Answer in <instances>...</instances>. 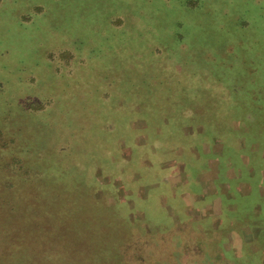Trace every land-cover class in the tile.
Here are the masks:
<instances>
[{"label": "rangeland", "instance_id": "1", "mask_svg": "<svg viewBox=\"0 0 264 264\" xmlns=\"http://www.w3.org/2000/svg\"><path fill=\"white\" fill-rule=\"evenodd\" d=\"M260 124L264 0H0V264H264Z\"/></svg>", "mask_w": 264, "mask_h": 264}, {"label": "trees", "instance_id": "2", "mask_svg": "<svg viewBox=\"0 0 264 264\" xmlns=\"http://www.w3.org/2000/svg\"><path fill=\"white\" fill-rule=\"evenodd\" d=\"M104 37H110L107 33L106 34H104L103 35ZM84 42V41H83ZM83 47H84V45H83ZM93 48V47H92ZM92 48H88V49H86V51L88 52L90 49L91 50H93ZM96 48V47H95ZM85 49V48H84ZM91 50H90V52H91ZM110 50V49H109ZM130 128H132L133 130H134V127H132V125L130 126ZM258 131L260 132V137L259 138H257V137H254L253 138V140H255L256 142H258L259 143V147H258V149H260V152H264V124L262 125V124H260V127H259V129H258ZM135 132V131H134ZM154 132H158L157 130H155ZM235 133H238V132H236L235 131ZM146 134V136H147V138H148V141H149V146L147 147V148H145V149H143V148H137L136 150H135V152H134V155H136L137 153H144V154H147V155H149V153H151L152 151H161L162 149H164L165 148V145H161V143H154L155 141H160V142H162V140H161V138L160 137H158V136H156L155 134H152V132H150L149 133V135H147V133H145ZM129 134L128 133H125L124 134V136H128ZM136 136V135H135ZM218 137H220L221 139L223 138L222 136H218ZM129 137H127V139H128ZM146 138V137H145ZM146 138V139H147ZM205 139H208V138H206L205 136H201V141H203V140H205ZM122 140L124 141V142H127V140L126 139H124V138H122ZM189 140H190V142H189ZM200 140H196L195 139V141L194 140H192V139H186L185 140V143H187V142H189V144H185V146H187L186 148H189L190 147V150H191V152L190 153H192L193 152V154L194 155H199L200 156V158H203V159H208V156H210L209 155V153L208 154H203V150H202V145H201V143H200ZM227 141H229V138L227 139ZM123 142V143H124ZM198 144H197V143ZM174 147H170V146H168V149L170 150V152L171 151H176V152H182V150H183V147H182V145L180 144V145H178V143L177 142H175L174 144ZM196 145H199V149H200V151H199V154L198 153H196L195 152V150H194V148L193 147H195ZM140 149H143V151L142 152H140L139 150ZM211 152V151H210ZM212 154H213V152H211ZM232 154L233 152L231 151V148H229V150H228V144L226 143L225 145H224V148H223V151H222V153H221V155H219V156H217L219 159H222L223 157H225V159L226 158H228L229 157V155L228 154ZM203 154V155H202ZM237 156V155H236ZM199 158V159H200ZM211 158L212 157H209V159L208 160H211ZM146 159V160H145ZM186 159L187 158H184V159H181V160H175L174 162H172V163H168L169 162V160H165V159H163V161L161 162H159L158 164L160 165V166H163V165H165V164H179V166H180V168H184V164L185 163H188V162H186ZM224 159V160H225ZM145 160V164H151V161H150V159L149 158H147V156L146 155H143V156H140L139 157V161L140 162H143V161ZM201 160V159H200ZM99 161V159L97 160V165L99 166L100 165V167H102V165L98 162ZM203 161H205V160H203ZM230 162H231V164L233 163V161H232V159L230 160ZM152 163H153V161H152ZM229 164V163H228ZM236 164V163H235ZM80 166V165H79ZM76 167H78V166H76ZM131 167H134V168H132V170H131V172H132V176L134 175V174H136V172L137 173H140V175L144 172V169L143 168H139V169H137L136 167H137V165H135V164H133V166H131ZM123 169H125V168H123ZM101 171H102V169H101ZM107 176V178L110 176H108V175H106ZM111 176H114V177H118V176H120V172H117V173H115L114 175H111ZM110 176V177H111ZM132 180V179H131ZM132 182V181H131ZM161 195V194H160ZM247 200H248V197H245V198H242V199H239V200H234V201H232V202H235V204H234V206H235V208L233 209V213H235L236 211H239V214H242L243 212H244V209H241V207H244V204H242V203H244V202H247ZM239 206V208L240 209H238L237 207ZM237 208V209H236ZM262 211H264V206H263V208H262ZM237 214V213H236ZM252 220V219H251ZM185 247V243L183 244V248Z\"/></svg>", "mask_w": 264, "mask_h": 264}]
</instances>
